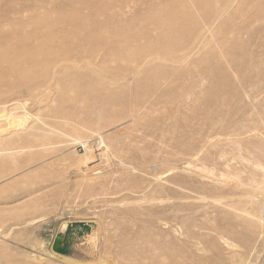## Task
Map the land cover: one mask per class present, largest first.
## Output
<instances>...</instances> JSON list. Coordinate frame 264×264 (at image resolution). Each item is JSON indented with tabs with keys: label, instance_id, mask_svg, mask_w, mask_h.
Masks as SVG:
<instances>
[{
	"label": "rangeland",
	"instance_id": "374dc122",
	"mask_svg": "<svg viewBox=\"0 0 264 264\" xmlns=\"http://www.w3.org/2000/svg\"><path fill=\"white\" fill-rule=\"evenodd\" d=\"M112 5L113 13L103 12L102 7ZM56 14L82 18L91 28L105 22L106 30L100 35L109 44L123 46L124 36L133 38V45L148 41L172 44L154 53L162 67L160 76L151 75L160 89L156 93H189L190 99L176 97L169 104L171 110L132 123L120 111L116 115L117 109L113 113L95 107L98 101L92 99L93 93H53L61 95L64 111L60 115H70V123L92 131L93 121L100 117L99 130L107 147L102 145L103 151L94 154L102 153L98 165L102 173H72L85 152L81 144L71 142L74 132L68 138L1 142L0 264H132L128 240L120 230L136 228L134 221L163 231L161 243L168 244L156 249L153 264H176L180 258L174 256L172 245H186L196 252L193 242L205 238L201 226L222 225V214L226 216L228 208L261 219V227L254 230L255 253L245 264H264V200L260 202L264 199V44L254 43L264 38L259 22L243 31L225 13L193 48L188 36L204 24L194 0H0V38L9 37L25 21ZM153 78L146 80L139 73L134 80L143 79L151 90ZM134 80L126 93H135ZM18 101L17 112L26 113L24 104L28 110L24 121L16 118L18 122L48 119L53 113L39 109L24 95ZM143 154L155 158L160 166L140 171ZM151 170L163 173L147 186V177L154 173ZM90 176H97L96 183L82 181ZM104 177L112 178L110 189L108 185L101 189ZM114 186L121 191L114 193ZM31 192L40 193L33 196ZM239 196L242 204L237 201ZM118 201L122 210L111 215ZM124 208L133 212L126 213ZM149 210L166 224L151 222ZM60 231L65 235L56 241Z\"/></svg>",
	"mask_w": 264,
	"mask_h": 264
},
{
	"label": "bare ground",
	"instance_id": "6f19581e",
	"mask_svg": "<svg viewBox=\"0 0 264 264\" xmlns=\"http://www.w3.org/2000/svg\"><path fill=\"white\" fill-rule=\"evenodd\" d=\"M175 1L178 3L180 0H172V2ZM194 1L199 6L204 24L202 27L195 28V33L191 32L194 34L193 36L189 34V42H187L190 46L196 43L204 32L216 27L217 21L225 13H228V16L231 17L236 29L248 30L256 22H259V29L264 30V0ZM114 9L113 5L107 9L102 7L103 12H109V15L111 12L113 13ZM116 10L119 11L121 8ZM110 19L112 18L110 17ZM105 25H107L105 22H97L93 25L95 27L91 28L87 21L82 18L66 14H56L36 18L32 23L25 21L24 25L19 26V29L10 32L9 37L4 35L3 38H0V143L10 140L16 144H21L22 142L27 143L53 136H65L68 138L71 136L70 133L74 132L76 136L71 138V142L81 144L85 152L76 163L77 169H72V173L79 176L81 175V171H90L92 172L91 175H99L102 173L98 168L100 163L99 156H102V153L98 152L94 154V152L101 150L100 147L102 145L106 146L104 135L99 130L100 117L96 121H93L94 127L92 131L89 130L90 128L84 126L78 127L75 123H70V115H60L64 111V101H61L59 96L65 93H93L91 94L93 95L92 99L96 102L98 101V106H95L96 102H93L95 107H99L100 110L111 109V111H115L113 113H116L117 109L116 115L120 111L124 115V118H128L127 120H130L132 123H139L141 120L147 121L157 112L171 110L169 104L176 97L183 100L189 98V93H164L165 91L156 93V90L159 89L158 84L155 85V78L151 75L155 77L159 75L162 67L159 62L155 61L154 53L157 48L166 50L171 48L172 44L159 46L157 42L148 41L145 45H133L130 43L133 38L131 39V37L127 36L121 38L123 46L113 43L109 44V39H105L100 35L106 30ZM174 29L173 27L172 31L177 34L178 32ZM262 32L264 33V31ZM113 40L115 41L116 39H111V42ZM255 41H261L260 44H264V38L259 41L254 39V43ZM188 48L191 49L189 46ZM139 73H142L146 80L150 78L154 79V87L151 90H149V85L143 82V79L134 80L135 75ZM132 80L135 81V85L133 84L132 88L135 90V93H126L125 90ZM53 93L62 94L54 95ZM18 94L24 95L31 101V104L37 106L39 109L43 107L45 111L53 113L49 115L48 119H34L33 122L29 120L30 123L28 124H25V122L21 123L24 119L23 114L26 115L28 110H25V104L22 105L20 101L26 113L23 111L22 114H20L21 111L17 112L16 109L20 108L18 101L20 95ZM16 118L22 120L18 122ZM170 119L173 120L174 117ZM62 125H67L70 129L63 131ZM1 152L3 153V151ZM13 152V150L9 152L8 156L10 158H12L11 153ZM95 156L98 157L93 158ZM142 158V164L139 162L141 169L138 168L142 172H146L147 168L160 166L153 157L147 158L143 154ZM131 169L135 170L134 167H131ZM151 171L154 172V170ZM162 173V171H159L158 173L154 172L150 174L147 177V186L156 181L158 179L157 176ZM103 176L105 175L103 174ZM96 177L90 176L87 179H82V181L91 184L96 183L97 180L94 179ZM111 182L112 178H105L101 189L106 188L107 185L110 189ZM97 190L99 191V189ZM150 190V192L155 191L152 187ZM119 191H121V188L114 186L113 192L118 193ZM39 193L31 192L33 196L39 195ZM28 199L30 198L19 200L15 204L21 202L23 204ZM237 201L240 204L244 202L240 196L237 197ZM118 203L119 201L112 205L113 211L111 215H115V213L122 210ZM123 211L130 213L133 212V209L124 208ZM225 212L227 215L222 214L224 219L222 225L215 223L209 227L206 223H203L204 221L202 222V224L206 225L201 226L203 228L200 233H203L205 238L200 243L197 241L193 242L196 252L187 249L186 245H178L177 243V245H172L175 247L172 251L175 254L174 256L180 258L176 264H245L253 256L257 244V235L254 236V230L257 227H261V219L251 216L247 211H239L235 208H228ZM150 218L151 222L155 221L158 225H161V223L166 224L164 221L162 222L163 218L157 217L155 211H151ZM134 223H136V228H130V231L120 230L121 236L128 240L126 248L127 252H132L130 256L133 261L132 264H153V259L158 256L156 249L164 247L163 244H165L161 243L163 231L152 229V227L151 229L147 228L145 223H138L136 221ZM199 224L197 225L200 226ZM240 227L244 228L240 229ZM263 229L262 232L264 231Z\"/></svg>",
	"mask_w": 264,
	"mask_h": 264
},
{
	"label": "water",
	"instance_id": "95a60500",
	"mask_svg": "<svg viewBox=\"0 0 264 264\" xmlns=\"http://www.w3.org/2000/svg\"><path fill=\"white\" fill-rule=\"evenodd\" d=\"M62 234H63V231H60V233L58 234V237H57V240L56 241H60L61 240Z\"/></svg>",
	"mask_w": 264,
	"mask_h": 264
},
{
	"label": "crops",
	"instance_id": "0c3cea01",
	"mask_svg": "<svg viewBox=\"0 0 264 264\" xmlns=\"http://www.w3.org/2000/svg\"><path fill=\"white\" fill-rule=\"evenodd\" d=\"M65 235V231L63 232V234H62V237Z\"/></svg>",
	"mask_w": 264,
	"mask_h": 264
}]
</instances>
